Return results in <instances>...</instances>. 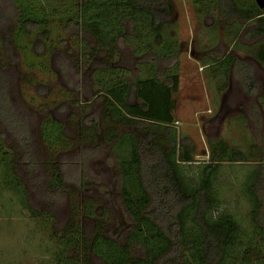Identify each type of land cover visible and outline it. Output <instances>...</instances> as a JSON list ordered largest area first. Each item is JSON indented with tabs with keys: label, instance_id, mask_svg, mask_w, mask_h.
I'll use <instances>...</instances> for the list:
<instances>
[{
	"label": "rangeland",
	"instance_id": "rangeland-1",
	"mask_svg": "<svg viewBox=\"0 0 264 264\" xmlns=\"http://www.w3.org/2000/svg\"><path fill=\"white\" fill-rule=\"evenodd\" d=\"M40 1L21 0L22 11H28L23 13L15 0H0V72L5 74L0 81L7 84L6 92L19 106V112L27 114L30 120L42 174L39 181H27L24 159L19 158L21 149L0 120V143L9 152L10 160L18 158L16 179H24L19 178L22 186L27 183L26 191H17L9 182L13 177L0 153V264H73L78 254L77 244L68 248L60 244L58 237L70 225L76 226L68 233L70 237L79 226L88 233L97 225L107 235L115 233L116 222H112V218L118 215V210L110 190L120 175V160L127 158L129 153L123 144L118 146L123 129L120 123L112 122V118L105 120L100 115L105 152L103 157L90 162L93 171L103 174L95 189L78 194L69 185L65 201L59 202L44 198L41 187L53 181L62 156L76 154L81 143L85 147L92 143L94 132L88 124L80 123L79 117L101 111V101L91 100L97 90L103 88L99 84L101 73H105V79L111 78L116 72L112 68L119 67L125 79L134 82L143 76L147 67L137 63L133 49L141 43L146 46L151 43L155 49L161 47L154 41L148 23L137 33L133 25L127 24L124 30H116L117 34L112 32L114 35L120 33L116 43L108 48L113 49L112 57L88 29L81 26L76 30L68 24L66 27L65 22L55 18L47 25L39 13H45L52 20L51 6L71 5L72 0ZM236 1L245 8L256 3L255 0ZM173 3L174 13L163 26V38L167 45L173 41L179 46L177 58L170 62L176 68L170 63L161 64L159 68L161 73L179 76L178 92L174 95L176 127L181 136H189L196 145L194 161L183 164L184 173L190 183L197 186L202 169L211 162L213 146L219 142H223L229 152L236 150L246 155L244 161L219 163L212 181L215 206L211 213L214 218L229 215L239 225V243L231 248L229 263L240 264L243 250L258 246L262 255L250 264H264V229L257 228L253 221L256 197L253 194L256 192L263 204L260 226L264 228V67L258 65L261 62L264 66V35L250 36V30L258 24L257 19L246 22L236 17L233 23L227 24L216 0L204 7L196 0H173ZM28 16L34 19V26L43 23L40 32L36 26L37 30L25 34L26 25L18 19ZM141 29L149 37L135 39ZM56 52H63L79 70V88L69 86L64 78L57 76L51 60ZM213 55L219 59L225 56L227 61L231 57L248 61L253 66L257 86L251 93L247 91L244 61L235 60L234 64L213 61ZM246 93L249 98H244ZM48 118L60 121L64 130L65 139L55 140L52 145L46 141L42 130ZM115 129L117 135L113 136ZM81 131L85 134L83 142L79 138ZM211 140L216 141L214 145ZM85 206L91 211L90 216ZM120 240L124 242V237Z\"/></svg>",
	"mask_w": 264,
	"mask_h": 264
},
{
	"label": "trees",
	"instance_id": "trees-1",
	"mask_svg": "<svg viewBox=\"0 0 264 264\" xmlns=\"http://www.w3.org/2000/svg\"><path fill=\"white\" fill-rule=\"evenodd\" d=\"M15 1L22 11L21 0ZM216 1L227 24L233 23L236 17L247 22L257 19L258 24L250 30V36L264 35V11L260 10L257 3L245 8V5L240 7L236 0ZM71 2V5H62L59 8L51 6L52 20L45 13H39L44 16L47 25L53 23L55 18L54 20L65 22L66 27L68 24L76 30L81 26L88 29L101 41L102 49L110 55L114 52L108 48L116 43L120 35V33L116 35L118 33L116 30H124L127 24L133 25L137 33L138 29L144 28L143 26L148 23L150 32L154 34V41L161 47L157 45L160 48L155 49L151 43L147 46L141 43L133 49L137 63L142 64L143 68L147 67L143 76L134 82L125 79L122 75L123 69L119 67L112 68L116 72L111 78L105 79L103 77L105 73H101L99 84L101 83L103 88L98 89L91 98L101 101V111H91L79 117L80 123L88 124L93 130L92 143L89 147L81 143L76 154L62 156L55 169L56 176L53 181L46 184L44 182L42 183L45 185L44 188L41 187L44 198L59 202L65 201L69 185L73 186L78 194L95 189L97 180L103 174L93 171L90 162L103 157L105 152L100 115L105 120L112 118V122L120 123L123 129L118 138V146L120 143L123 144L124 150L127 149L129 153L127 158L122 157L120 160V175L110 190L114 194V206L118 210V215L112 218V222H116L115 233L107 235L98 225L88 233L79 226L76 233L70 237L68 233L76 228L75 225V227L70 225L58 235L60 244L68 248L74 243L77 244L78 254L73 264H236L229 263L228 257L231 248L239 243V225L229 215L218 218L212 216L211 211L215 206L212 181L220 162L244 161L246 155L236 150L229 152L223 142L214 145L216 141L211 140V144L214 145L211 162L202 169L200 183L197 186L192 185L184 173L183 164L194 161L196 145L189 136H181L176 127L174 95L178 92L179 76L176 73L166 75L161 73L159 68V65L170 63L178 56L177 43L171 41V44L167 45L163 38V26L167 18L174 13L173 0ZM196 2L201 4V7L208 5L207 0ZM18 21L28 27L24 25L25 34L37 29L40 32L43 24L39 27L37 24V28L31 16L20 18ZM142 33L141 29L139 35L135 34V39H138V36L140 39L149 37ZM213 57V61L228 60L227 57L222 59L215 55ZM51 58L57 68V76L64 78L69 86L79 88L81 84L79 70L73 67L67 56L63 52H56ZM229 62H233L232 57L226 63ZM240 62L238 60V63ZM242 65L240 69H243ZM171 67L176 68V65ZM245 75L247 91L251 93L256 83L251 69L246 66ZM4 76L5 74L0 72V78ZM0 83V120L21 149L18 151L19 158L24 159L27 181L34 182L41 179L42 174L32 140L30 120L27 114L19 112L20 109H17L19 106L12 102L6 92L7 84L4 80ZM62 127L60 121L52 118L43 122V136L50 145L55 140L65 139ZM82 133L84 132L81 131L79 137L81 142L85 139V134ZM112 135H117L116 129ZM0 153L2 162L8 165L7 168L13 177L9 182L17 187L18 192L25 189L27 183L24 181L25 184L22 186L20 180L24 179L20 177L16 179V174H19L18 158L15 161L10 160L9 152L1 143ZM253 195L256 196L254 225L263 230L264 228L260 226L263 204L260 195L256 192ZM24 197L22 195L21 199L24 200ZM25 207L29 208V205ZM85 209L86 214L90 216L88 206H85ZM123 237L124 242L120 240ZM262 252L258 246L246 247L241 255L240 264H250L255 257L261 256Z\"/></svg>",
	"mask_w": 264,
	"mask_h": 264
},
{
	"label": "flooded vegetation",
	"instance_id": "flooded-vegetation-1",
	"mask_svg": "<svg viewBox=\"0 0 264 264\" xmlns=\"http://www.w3.org/2000/svg\"><path fill=\"white\" fill-rule=\"evenodd\" d=\"M246 21V20H245ZM247 22V21H246ZM249 22V21H248ZM238 38H239V36H238ZM225 57V56H224ZM223 57V58H224ZM51 60H52V65L54 66L55 64H54V60L51 58ZM235 57H233V64L235 63ZM236 61H238V60H236ZM244 61V62H243ZM242 62L245 64V66L247 67V68H250L251 69V73H252V75H253V79H254V81H255V83H257L256 82V77H255V74H254V72H253V66L252 65H250V63L247 61V62H245V60H243ZM258 65H260V67H264L263 66V64L261 63V62H258ZM56 68V67H55ZM57 69V68H56ZM264 69V68H263ZM245 86H246V84H245ZM256 86H257V84H256ZM247 88V87H246ZM249 98L250 97V95L248 94V93H246L245 95H244V98ZM247 100V99H246ZM80 147V146H79Z\"/></svg>",
	"mask_w": 264,
	"mask_h": 264
},
{
	"label": "water",
	"instance_id": "water-1",
	"mask_svg": "<svg viewBox=\"0 0 264 264\" xmlns=\"http://www.w3.org/2000/svg\"><path fill=\"white\" fill-rule=\"evenodd\" d=\"M260 8H264V0H255Z\"/></svg>",
	"mask_w": 264,
	"mask_h": 264
}]
</instances>
